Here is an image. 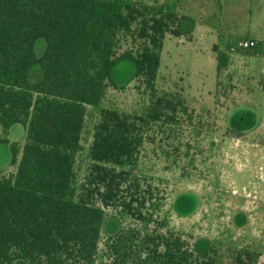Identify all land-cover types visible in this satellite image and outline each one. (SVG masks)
I'll list each match as a JSON object with an SVG mask.
<instances>
[{
  "label": "trees",
  "instance_id": "obj_1",
  "mask_svg": "<svg viewBox=\"0 0 264 264\" xmlns=\"http://www.w3.org/2000/svg\"><path fill=\"white\" fill-rule=\"evenodd\" d=\"M183 1L195 0H171V9L156 12L128 0H0V145H10L17 165L0 176V264H215L172 231L103 233L111 208L150 222L146 191L124 167L137 162L148 131L173 126L187 110L182 95L155 88L167 35L185 34L188 19L176 12ZM135 24L151 44L136 60L152 91L148 116L103 109L79 182L87 108L114 84L119 35ZM36 64L42 76L32 82ZM16 124L27 133L19 160L8 137Z\"/></svg>",
  "mask_w": 264,
  "mask_h": 264
},
{
  "label": "rangeland",
  "instance_id": "obj_2",
  "mask_svg": "<svg viewBox=\"0 0 264 264\" xmlns=\"http://www.w3.org/2000/svg\"><path fill=\"white\" fill-rule=\"evenodd\" d=\"M128 1L148 12L172 8L171 0ZM176 12L188 19L185 34L167 35L155 88L159 94L182 95L187 110L173 126L148 131L137 162L124 167L146 191L143 211L150 222L107 209L104 236L129 227L144 233L172 231L215 264H264V32L255 30L264 10H256L254 0H195L181 2ZM138 30L135 24L120 33L114 84L98 107L87 108L76 163L79 182L103 109L148 116L152 91L136 60L151 44ZM253 37L258 50H244L241 43ZM45 49L46 40H37L38 57ZM41 76L40 64L34 65L30 80ZM8 137L18 144L19 160L27 140L24 126L14 125ZM11 160L10 145H0V176L16 172Z\"/></svg>",
  "mask_w": 264,
  "mask_h": 264
},
{
  "label": "crops",
  "instance_id": "obj_3",
  "mask_svg": "<svg viewBox=\"0 0 264 264\" xmlns=\"http://www.w3.org/2000/svg\"><path fill=\"white\" fill-rule=\"evenodd\" d=\"M255 1V9L256 10H258L259 12H260V10H264V0H254ZM232 8L234 9L235 8V10H233V12L235 13V14H237V12L238 13H240V11H239V9H237L236 8V6H232ZM252 10V9H251ZM250 10V8H249V10L247 11V12H250L251 11ZM259 24H261V25H256L255 24V30L257 31L258 30V32L259 33H262V32H264V20H261V23H260V21H257ZM263 25V26H262ZM253 39L254 40H256L257 42L259 41L257 38H254L253 37ZM259 43V42H258ZM259 48V47H258ZM258 48L257 49H255L254 51H257L258 50Z\"/></svg>",
  "mask_w": 264,
  "mask_h": 264
},
{
  "label": "built area",
  "instance_id": "obj_4",
  "mask_svg": "<svg viewBox=\"0 0 264 264\" xmlns=\"http://www.w3.org/2000/svg\"><path fill=\"white\" fill-rule=\"evenodd\" d=\"M241 47L244 50H255L258 48V42L254 39L245 40L241 43Z\"/></svg>",
  "mask_w": 264,
  "mask_h": 264
}]
</instances>
